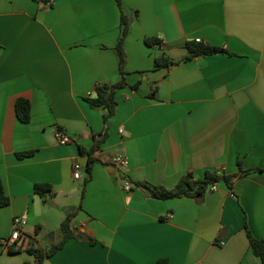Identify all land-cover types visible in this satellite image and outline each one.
<instances>
[{
    "label": "crops",
    "instance_id": "obj_1",
    "mask_svg": "<svg viewBox=\"0 0 264 264\" xmlns=\"http://www.w3.org/2000/svg\"><path fill=\"white\" fill-rule=\"evenodd\" d=\"M122 2L126 84L106 118L86 97L121 79L117 0H0V177L11 199L0 207V264H34L30 243L50 250L78 208L76 236L44 264H261L245 225L264 238V0ZM198 38L227 52L154 68L162 54L185 58ZM82 149L96 158L91 173ZM121 155L128 164L114 165ZM209 170L231 180L202 198L161 200L137 185L173 188ZM37 183L52 186L47 202ZM19 215L28 224L11 253L1 240Z\"/></svg>",
    "mask_w": 264,
    "mask_h": 264
},
{
    "label": "trees",
    "instance_id": "obj_2",
    "mask_svg": "<svg viewBox=\"0 0 264 264\" xmlns=\"http://www.w3.org/2000/svg\"><path fill=\"white\" fill-rule=\"evenodd\" d=\"M43 2L45 5L52 4L54 0H35ZM117 3L121 9V26L122 32L117 43V50L120 57V73L121 79L115 84L109 83H99L95 87L96 96H87L86 100L94 107H103L107 109V113L105 117H109L114 114L118 105L116 100V90L118 88L124 87L126 84L125 76L127 74L126 65H127V53L124 47V42L126 36L129 33L131 26V19L128 15L125 14L123 10V2L122 0H117ZM148 46H154L161 44L162 41L159 38H147L145 40ZM187 48L189 50V54L180 60H175L168 55L162 54L155 58L154 68L158 69L164 66H171L177 63H180L184 59H189L198 55H210L215 53L227 52L226 48L219 46L207 45L204 43H198L190 41L187 43ZM134 88H138L135 86ZM31 109L32 105L30 100L26 98H19L16 104V110L18 118L25 123H28L31 119ZM83 153H86L89 156L88 161V172L91 173L92 166L96 160L93 156L92 151H85L82 149ZM32 151H26L19 153L18 156L24 157L31 154ZM225 180L230 182L231 178L221 173L220 170H212L207 171L203 177L197 178L193 173H187L181 177L179 182L173 188H167L164 186H156L147 182H139L138 186L146 189L148 193L156 198L161 200L171 199V198H181V197H193V198H202L204 194L211 189V186L216 184L217 182ZM52 186L49 183H37L35 185V191L40 194L43 198L44 202H47L45 194L48 192H52ZM11 202L10 197L7 195L4 187V183L2 178L0 177V207L8 206ZM81 208V207H80ZM71 211L67 214L66 219L61 224V232L62 239L59 243L54 245L50 250L45 251L38 246H34L32 243L27 247V251L32 253L35 256L34 264H44L46 257L52 255L57 250L61 249L63 245L72 237L76 236V229L73 225V218L76 216L77 211ZM245 228L248 232V236L250 239L251 247L254 253L261 258V264H264V238L255 237L252 232L249 230V227L246 223ZM18 246V243L17 245ZM12 247L9 252L15 253L19 252L20 249L15 250V247ZM163 264V262H162Z\"/></svg>",
    "mask_w": 264,
    "mask_h": 264
},
{
    "label": "built area",
    "instance_id": "obj_3",
    "mask_svg": "<svg viewBox=\"0 0 264 264\" xmlns=\"http://www.w3.org/2000/svg\"><path fill=\"white\" fill-rule=\"evenodd\" d=\"M196 42L201 43L203 42V40L201 38L196 39ZM55 136L56 139L58 141H60L61 143H70L72 142V138L70 137V135H68L66 132L57 129L55 131ZM114 165H127L128 164V157L125 155H121V156H116L113 157L112 159ZM75 172H74V177L79 178L80 174H81V165L80 164H76L75 165ZM125 188L126 190H131L132 189V185L129 182H126L125 184ZM217 186L216 184L211 186V189L214 190L216 189ZM28 224V219L26 216L23 215H19L16 216L13 220V225H14V229L11 233V235L8 238H4L1 240V244L4 247L5 250L9 251L12 247L16 246L17 243H19L22 239V236L24 234V229Z\"/></svg>",
    "mask_w": 264,
    "mask_h": 264
},
{
    "label": "rangeland",
    "instance_id": "obj_4",
    "mask_svg": "<svg viewBox=\"0 0 264 264\" xmlns=\"http://www.w3.org/2000/svg\"><path fill=\"white\" fill-rule=\"evenodd\" d=\"M27 228V227H26ZM28 230L33 234L34 233V226H30ZM43 237V236H42Z\"/></svg>",
    "mask_w": 264,
    "mask_h": 264
},
{
    "label": "water",
    "instance_id": "obj_5",
    "mask_svg": "<svg viewBox=\"0 0 264 264\" xmlns=\"http://www.w3.org/2000/svg\"><path fill=\"white\" fill-rule=\"evenodd\" d=\"M108 170L114 171L115 168H114L113 166H110V167L108 168Z\"/></svg>",
    "mask_w": 264,
    "mask_h": 264
}]
</instances>
